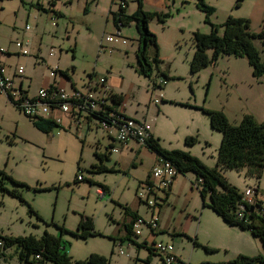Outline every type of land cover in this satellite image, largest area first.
<instances>
[{
	"label": "rangeland",
	"instance_id": "obj_1",
	"mask_svg": "<svg viewBox=\"0 0 264 264\" xmlns=\"http://www.w3.org/2000/svg\"><path fill=\"white\" fill-rule=\"evenodd\" d=\"M153 1H143L144 11L168 17L148 25L158 43V50L150 46L147 52L151 78L140 73L135 24L122 29L126 46L105 40L117 33L111 13L117 14L122 2L128 15L135 13L136 0H0V64L9 76L23 67L24 79L15 84L22 81L31 95L54 82L86 91L94 76L106 77L125 114L147 121L164 151L189 153L214 169L223 135L212 129L204 111L222 112L235 126L246 115L264 123V76L255 78L247 59L231 56L192 74L194 34L209 35L215 25L222 36L229 18L249 20L251 31L260 34L264 0H204L215 10L210 16L199 10L197 0ZM254 44L263 56V42ZM24 50L27 56L20 54ZM56 68L66 74L53 78ZM90 117L85 114L81 129L64 117L60 127L45 134L0 96L1 235L59 237L72 264L93 256L110 264H162L153 251L161 242L173 245L189 264H234L264 254L251 232L230 227L208 206L210 197L203 200L194 173L178 174L169 191L157 192V207L142 203L140 186L149 180L158 156L135 143L122 150ZM189 138L196 139L194 145ZM223 175L239 193L251 188L264 203V173L260 179L247 169ZM133 214L147 221L155 216L159 224L155 233L144 228L143 236H131L137 246H129L127 239ZM86 222L92 229L82 228ZM84 232L88 237L75 236ZM17 255L9 249L2 264H21Z\"/></svg>",
	"mask_w": 264,
	"mask_h": 264
},
{
	"label": "trees",
	"instance_id": "obj_2",
	"mask_svg": "<svg viewBox=\"0 0 264 264\" xmlns=\"http://www.w3.org/2000/svg\"><path fill=\"white\" fill-rule=\"evenodd\" d=\"M138 10L128 15L126 10H122L119 15L111 13L115 27L119 23L123 27L135 24L139 34L138 48V65L140 73L147 77H152L153 66L147 55L150 46H154L158 50L157 37L149 30V22L158 19L161 23H165L168 15L158 13H149L143 9L144 0H136ZM199 10L208 16L214 13V9L205 4L204 0H197ZM223 25L224 34L219 35L218 29L212 26V32L209 35L199 32L194 34V44L196 46L195 56L191 63V73L198 74L204 68L216 65L220 57L228 56L235 58H245L253 70V76L260 79L264 76V55L261 56L254 44L256 40H260L264 45V30L260 34L251 31L249 20L229 18ZM213 51V55L209 56V51ZM156 64L160 63L157 54L154 59ZM65 75L64 73H62ZM211 127L216 132L223 135L222 145L219 150L218 165L214 169L204 166L198 159L192 157L189 153L182 151L167 152L164 151L158 140L152 138L147 147L154 152L158 158H164L171 162L177 169L179 174H196L198 180H203L201 195L203 200L210 197L208 206L230 227L239 228L242 231H249L262 243L264 249V204L257 202L254 211L251 206L247 207L245 217L238 218L237 211L239 205L243 202V194L233 188L223 175L225 170L241 171L247 169L249 173L262 178L264 173V123H258L253 116L246 115L241 124L235 126L231 124L222 112H208ZM34 126L45 134H50L55 128L60 127L51 120L30 118ZM196 139L189 138L187 143L194 145ZM1 174V172H0ZM80 181V180H79ZM223 191H220L219 188ZM258 193L256 192V195ZM206 205V204H205ZM129 211L127 210V213ZM132 223L127 226L128 240L134 245L131 236H133V222L138 218L132 215ZM83 229H92L89 222L82 225ZM89 233L76 234V237L86 238ZM95 235V234H92ZM0 239L5 242L6 249H15L21 264H35L36 257L40 256L39 264L51 262L53 264H72L66 248L63 246L59 237L46 234L38 239L30 237H5L0 234ZM77 264H110V261L100 257L93 256L85 262ZM234 264H264V254L257 258H240Z\"/></svg>",
	"mask_w": 264,
	"mask_h": 264
},
{
	"label": "built area",
	"instance_id": "obj_3",
	"mask_svg": "<svg viewBox=\"0 0 264 264\" xmlns=\"http://www.w3.org/2000/svg\"><path fill=\"white\" fill-rule=\"evenodd\" d=\"M127 8L126 2L120 4V10ZM116 35L107 37L105 40L111 44L127 45V41L122 37L123 26L121 23L115 27ZM22 56H27L28 51L24 50L20 53ZM53 56V54H51ZM25 70L20 67L16 70V75L20 80L24 79ZM60 70L56 68L51 76L57 77ZM106 77L98 78L94 76L87 84L86 91H80L77 88L67 90L66 87L60 86L56 82L42 87L35 96H30L26 91L16 86L15 81L8 75L6 68L0 64V96H6L9 102L23 113L28 118L44 119L54 121L61 125L63 116L69 117L72 121L82 128V119L85 114L96 119L100 126L114 138V142L121 145L122 148H127L130 144H138L147 147L148 142L153 138L151 128L147 121H139L128 117L123 109L121 100L113 93ZM156 104L159 102L156 100ZM114 152L119 153V149ZM150 178L147 182L140 186L139 198L142 203L147 204L150 208H155L157 204V192L169 191L178 176L176 167L164 158L159 157L155 167L152 169ZM84 177L79 176V180ZM200 185L203 186V180H200ZM99 191V190H98ZM103 195L104 192H98ZM256 191L251 188L243 194V202L239 205L237 211L238 218L245 217L248 206H257L255 198ZM158 219L153 217V220L147 221L138 217L133 222V236L139 238L142 235V230L148 228L152 233H155L159 228ZM134 245L129 242V246ZM173 245L168 243L155 244L153 247L154 254L158 256L162 264H189L182 261L176 254ZM8 249L5 247V242L0 239V264L3 263L5 254ZM121 255H125L121 252ZM41 257H36V263L39 264Z\"/></svg>",
	"mask_w": 264,
	"mask_h": 264
},
{
	"label": "crops",
	"instance_id": "obj_4",
	"mask_svg": "<svg viewBox=\"0 0 264 264\" xmlns=\"http://www.w3.org/2000/svg\"><path fill=\"white\" fill-rule=\"evenodd\" d=\"M151 3L154 4L155 1L151 0ZM54 9H55V8H54ZM10 77H11L14 81L19 79V78L17 77L16 74H14L13 76H10ZM60 85H61V84H60ZM109 85H110V84H109ZM19 86H20V88L22 87L21 89H23L24 91H26L30 96H35V95H36V94H35V95H31V94L26 90V88H24V84H23L22 81L20 82ZM73 88H75L74 85H73ZM64 117H66V116H63V118H64ZM67 118H69V117H67ZM69 119H70V118H69ZM70 120H71V119H70ZM152 136H153V135H152ZM153 138H154V136H153ZM115 143H116V142H115ZM115 145H118V144L116 143ZM113 147L115 148L114 145H112V148H113ZM112 148H111V149H112ZM122 150H125V148H122ZM122 150H121V151H122ZM157 162H158V160L155 162L153 168L155 167V165L157 164ZM153 168H152V169H153ZM151 172H152V170H151ZM150 174H151V173H150ZM151 175H152V174H151ZM149 178H150V177H149ZM255 198H256V200H257L258 202H262V201H260V199L258 198V194L256 195ZM262 203H263V202H262ZM263 204H264V203H263ZM153 216H154V215H153ZM154 217H155V216H154ZM131 223H132V220H131V222H130L129 225H131ZM232 228H235V227H232ZM161 231H162V230H161ZM130 242H131V241H130ZM128 245H129V244H128ZM135 246H137V245H135ZM159 259H160V258H159ZM160 261H161V259H160ZM161 263H162V261H161Z\"/></svg>",
	"mask_w": 264,
	"mask_h": 264
},
{
	"label": "water",
	"instance_id": "obj_5",
	"mask_svg": "<svg viewBox=\"0 0 264 264\" xmlns=\"http://www.w3.org/2000/svg\"><path fill=\"white\" fill-rule=\"evenodd\" d=\"M251 211H254V207L251 208Z\"/></svg>",
	"mask_w": 264,
	"mask_h": 264
}]
</instances>
